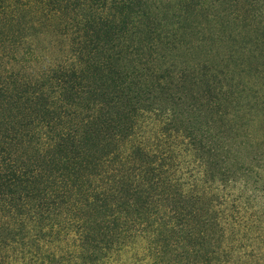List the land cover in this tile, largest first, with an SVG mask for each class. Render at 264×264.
<instances>
[{"label": "trees", "instance_id": "1", "mask_svg": "<svg viewBox=\"0 0 264 264\" xmlns=\"http://www.w3.org/2000/svg\"><path fill=\"white\" fill-rule=\"evenodd\" d=\"M262 98L264 0H0V242L26 233L59 263L259 264L263 213L203 207L177 160L190 138L218 181L224 141L264 136L245 130Z\"/></svg>", "mask_w": 264, "mask_h": 264}, {"label": "rangeland", "instance_id": "2", "mask_svg": "<svg viewBox=\"0 0 264 264\" xmlns=\"http://www.w3.org/2000/svg\"><path fill=\"white\" fill-rule=\"evenodd\" d=\"M180 111L177 110L175 112L178 113ZM258 112L254 115L255 119L253 122H256L254 123V127H251V124H249L245 128L248 133L255 131L254 128L260 121L264 120V111H262V114ZM262 126L261 124L256 127L257 133L253 135V140L242 147V149L239 148V145L233 139L224 141L226 143L225 151H230L228 156L231 160L228 164L219 168V171L215 172L219 175V180L216 182L212 183L211 177L206 174L207 172L203 166L205 163L203 164L201 161L194 160L193 140L190 138L181 139L182 148L178 149L180 157L177 161L180 163V174L185 178L186 191L194 189L203 207L206 208L213 201L216 206L222 205L229 212L234 211V209L236 212L240 211L239 216L241 217L249 216L253 218L256 212L259 214L263 213L257 222V227L259 228V232L262 229L261 232L264 233V136L260 133L261 131L259 132ZM214 139L218 143L223 141L219 136ZM238 163L244 165L241 166ZM225 172L226 175L224 176ZM205 180H210L211 183L203 184ZM30 226L35 227V224H31ZM238 229L240 230L239 226ZM241 235H243L242 228ZM17 238L18 240L16 239V241H13V239L1 240L0 264H74L66 261H62L61 263L53 261L52 258L45 255L46 253L43 250L40 251L38 246L35 247L33 240L26 237V233L23 234V239L21 237ZM137 246L142 249L144 244L138 242ZM39 248L41 249V247ZM262 249H264V245L258 243L255 254L260 255L261 261L259 264H264V259L261 256L262 253H260ZM133 254L134 252L127 255V258L124 257L125 264H132V258L136 256ZM75 264L77 263L75 262ZM233 264L242 263L234 260Z\"/></svg>", "mask_w": 264, "mask_h": 264}]
</instances>
